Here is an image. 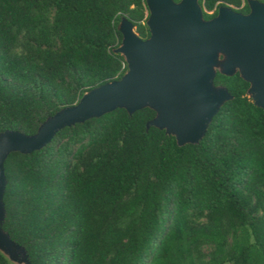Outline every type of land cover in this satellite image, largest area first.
Here are the masks:
<instances>
[{
    "label": "trees",
    "instance_id": "16d2710c",
    "mask_svg": "<svg viewBox=\"0 0 264 264\" xmlns=\"http://www.w3.org/2000/svg\"><path fill=\"white\" fill-rule=\"evenodd\" d=\"M243 1L199 3L210 20L225 3L249 14ZM123 18L150 37L146 0H0V133L33 135L120 80ZM214 84L232 98L196 143L148 126L150 107L117 108L11 152L2 228L30 264H264V108L239 71Z\"/></svg>",
    "mask_w": 264,
    "mask_h": 264
},
{
    "label": "water",
    "instance_id": "95a60500",
    "mask_svg": "<svg viewBox=\"0 0 264 264\" xmlns=\"http://www.w3.org/2000/svg\"><path fill=\"white\" fill-rule=\"evenodd\" d=\"M150 37L141 38L134 24L123 18L118 26L122 43L115 49L124 56L127 71L120 80L86 92L80 101L44 121L27 135L17 130L0 133V250L11 259L18 252L30 264L25 248L2 228L7 179L5 160L11 152L31 153L46 146L64 129L117 108L129 114L150 107L157 112L148 126L166 129L179 144L196 143L221 105L232 98L214 84L219 52L225 53L226 75L237 71L264 108V2L250 0V13L222 6L206 20L199 0H146ZM239 68V70H237Z\"/></svg>",
    "mask_w": 264,
    "mask_h": 264
},
{
    "label": "rangeland",
    "instance_id": "374dc122",
    "mask_svg": "<svg viewBox=\"0 0 264 264\" xmlns=\"http://www.w3.org/2000/svg\"><path fill=\"white\" fill-rule=\"evenodd\" d=\"M250 0H245L243 1V5L245 3H248L249 6H250V3H249ZM262 2H264V0H260ZM242 5V6H243ZM222 6H226V7H229V8H232L233 10L235 11H239L240 7H237L233 4H230V3H225L224 5H221V6H218V11L220 9V7ZM202 9L204 10L203 6H201ZM214 10H211L209 11V13H212ZM135 29V28H134ZM227 59V56L225 53H222V52H219L218 55H217V62L216 64L214 65V70L215 72H223L225 70V61ZM237 70H239V68H237ZM248 96L254 101L256 102V98H255V93L254 92H248ZM2 252L6 255V257L10 260L11 264H26L24 261H22V259L24 258V255L21 253V252H18L14 255L13 259H11L9 257V255L2 250Z\"/></svg>",
    "mask_w": 264,
    "mask_h": 264
},
{
    "label": "built area",
    "instance_id": "2783aa9c",
    "mask_svg": "<svg viewBox=\"0 0 264 264\" xmlns=\"http://www.w3.org/2000/svg\"><path fill=\"white\" fill-rule=\"evenodd\" d=\"M126 66V63H124V67Z\"/></svg>",
    "mask_w": 264,
    "mask_h": 264
}]
</instances>
